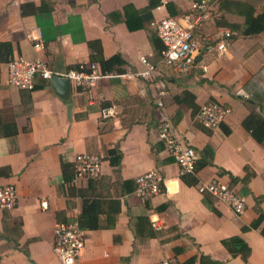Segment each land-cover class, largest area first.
Masks as SVG:
<instances>
[{"label":"crops","instance_id":"obj_1","mask_svg":"<svg viewBox=\"0 0 264 264\" xmlns=\"http://www.w3.org/2000/svg\"><path fill=\"white\" fill-rule=\"evenodd\" d=\"M153 1L154 7L149 0H0V43H10L14 57L40 58L62 75L73 66L88 65L87 42L99 40L104 58L118 54L125 61L121 73L102 74L89 89L69 80L64 98L40 76L31 91L10 86L6 65L0 64V121L11 111L19 132L15 141L0 136V186L14 185L18 195L12 210H0V264H60L52 251L53 227L70 220L75 210L80 217L83 200L96 201L92 215L100 227L86 229L76 264H156L166 258L183 264L200 254L223 264H264V220L255 229L242 230L259 212L264 215V143H256L241 125L249 113L247 101L264 103V32L255 38L236 37L222 56L198 58L189 72L176 73L160 63L156 50L162 43L152 24L170 17L167 3L178 16L195 0ZM218 2V22L213 21L209 32L241 27L244 17L237 4H249L255 14L264 9V0ZM25 4L37 10L26 6L29 13L23 15ZM37 37L43 50L33 48ZM141 56L155 66L154 82L139 77L145 70ZM160 83L166 85L161 97ZM184 91L194 96L197 108L218 102L230 114L217 128L205 129L179 100ZM109 106L117 113L101 119L100 108ZM164 118L199 159L204 149L213 153L212 165L194 174L195 186L182 181L178 165L158 140ZM115 147L121 158L113 167L106 152ZM80 153L100 156L102 173L71 184ZM61 163L69 166L67 179ZM150 170L163 181L161 191L144 200L134 192L135 179ZM214 178L246 198L242 215L198 191ZM151 220L159 229L152 228ZM232 237L250 248L246 263L223 246Z\"/></svg>","mask_w":264,"mask_h":264},{"label":"built area","instance_id":"obj_2","mask_svg":"<svg viewBox=\"0 0 264 264\" xmlns=\"http://www.w3.org/2000/svg\"><path fill=\"white\" fill-rule=\"evenodd\" d=\"M219 10L218 0H195L189 10L177 17H165L152 25L155 27L157 38L163 45L160 53V63L176 73L185 74L195 65L198 58L209 55L222 56L237 35L229 28L217 27L208 31ZM33 48L43 50L44 45L39 37L33 39ZM145 70L139 72V77L149 82L155 81V66L145 56L140 57ZM7 83L20 90H32L34 78L40 76L50 80L53 75L69 79L75 86L84 89L93 87L102 75L97 64L80 65L77 70H69L65 74L57 75L49 70L40 58L33 60L14 57L6 65ZM200 70L206 73L207 66L201 64ZM165 83H160L159 97L163 95ZM157 105L162 107L159 100ZM230 108L218 102H208L199 108L194 120L205 129H214L230 114ZM113 106L102 107L99 110L101 119L113 117L116 114ZM158 140L163 149L174 159L179 168V176L194 175L196 163L199 159L195 150L181 142L174 130L172 121L164 118L157 128ZM102 159L100 156L80 153L74 160V176L71 184L80 179H96L102 173ZM162 178L155 171L150 170L135 179L134 192L147 200L161 191ZM202 195L212 197L216 202L225 204L236 216L246 210V198L239 194L228 183L214 178L198 187ZM18 200L14 185L0 186V210H12ZM41 208L46 209V202ZM68 221L57 222L53 227L52 251L60 264H76L83 250L87 237V230L80 224L78 212ZM151 226L159 229L156 221L151 220ZM156 264H181L176 258H166Z\"/></svg>","mask_w":264,"mask_h":264},{"label":"trees","instance_id":"obj_3","mask_svg":"<svg viewBox=\"0 0 264 264\" xmlns=\"http://www.w3.org/2000/svg\"><path fill=\"white\" fill-rule=\"evenodd\" d=\"M26 6L33 7V11L35 12L37 9L33 6V4H25V6H21V13L23 15L29 13ZM154 1L149 0V7H154ZM238 13L244 17V24L240 27L238 25H231L230 30L236 32V37H243V38H255L261 33L264 32V9L260 12L255 14V10L249 4L241 3L236 5ZM167 11L170 17H177V13L173 11V5L171 3L166 4ZM180 16V15H178ZM153 44H156V40L153 41ZM156 46V45H155ZM87 47L89 49V64H97L101 74H111V73H121V67L124 65L125 61L121 58L120 55L116 54L110 58H104L102 52V45L99 40H90L87 42ZM156 50L160 57V53L163 50V45ZM14 59L13 56V48L10 43H0V64L7 65L9 61ZM165 68L168 69L165 65L161 64ZM79 65L73 66L71 70H77ZM34 89V87H33ZM32 89V90H33ZM31 91V90H29ZM179 100L186 103L189 106L194 116L196 115L199 108L194 103V96L184 91L181 96H179ZM246 105L249 108L248 115L242 121L243 129L249 133V135L255 140L258 144L264 143V103H258L256 101H247ZM6 109V108H5ZM10 110V109H8ZM6 109V111H8ZM5 111V112H6ZM4 112L3 109L0 110L1 113ZM6 120L0 121V136L4 138H9L12 141H15L16 136L18 135V129L15 123V119L13 113L10 111L8 112ZM195 118V117H194ZM221 125V124H220ZM26 131V129H23ZM225 134H229V130L224 131ZM107 160L109 164L113 167L119 165V161L121 158V153L118 150V147L113 149H109L106 152ZM212 158L213 153L209 149H204L202 156L198 159L195 167V173L200 169L204 168L205 166L212 165ZM69 166L61 163V171L65 179H67L66 172ZM248 168H245V175L243 180L246 182L249 179V175L247 172ZM221 174H227L230 176L229 173L219 170ZM4 174V169L0 168V175ZM182 181L188 186H195L198 183L197 178L194 175L188 174L181 176ZM208 196V195H203ZM96 206V201L91 200H83L82 201V209L81 215L79 217L80 224L83 228L93 230L98 229L100 226L98 224V218L95 217L93 214V209ZM212 211H215L212 206H210ZM264 220V215L259 212L258 217L254 220L250 227H243V231H247L250 228H257L260 223ZM261 235L264 236V227L261 230ZM223 246L231 251L232 255H238L243 260V262H247V259L250 255V248L248 245L240 238V237H232L223 242ZM196 261L199 264H223L219 261L211 259L209 256H205L200 254L199 256H194L186 260L183 264H195Z\"/></svg>","mask_w":264,"mask_h":264},{"label":"water","instance_id":"obj_4","mask_svg":"<svg viewBox=\"0 0 264 264\" xmlns=\"http://www.w3.org/2000/svg\"><path fill=\"white\" fill-rule=\"evenodd\" d=\"M52 87L54 88L56 94L61 98H64L69 93L70 81L65 77H59L53 75L50 78Z\"/></svg>","mask_w":264,"mask_h":264},{"label":"rangeland","instance_id":"obj_5","mask_svg":"<svg viewBox=\"0 0 264 264\" xmlns=\"http://www.w3.org/2000/svg\"><path fill=\"white\" fill-rule=\"evenodd\" d=\"M216 20H217L216 17H214V20H213V21H214V22H218V21H216ZM212 25H213V23H212L210 26H212ZM210 26H209V27H210ZM209 27H208V28H209ZM212 31H213V30H212Z\"/></svg>","mask_w":264,"mask_h":264}]
</instances>
